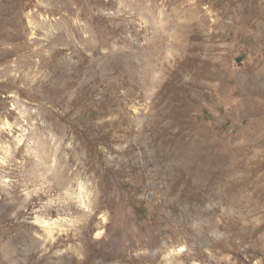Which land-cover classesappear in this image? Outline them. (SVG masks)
<instances>
[{"label":"rangeland","instance_id":"1","mask_svg":"<svg viewBox=\"0 0 264 264\" xmlns=\"http://www.w3.org/2000/svg\"><path fill=\"white\" fill-rule=\"evenodd\" d=\"M0 264H264V0H0Z\"/></svg>","mask_w":264,"mask_h":264}]
</instances>
